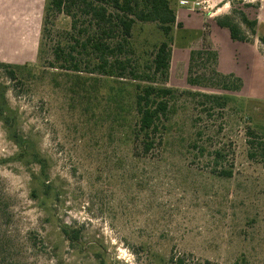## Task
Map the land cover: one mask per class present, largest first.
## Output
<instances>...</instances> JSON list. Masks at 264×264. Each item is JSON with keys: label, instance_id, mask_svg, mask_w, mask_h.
<instances>
[{"label": "rangeland", "instance_id": "rangeland-1", "mask_svg": "<svg viewBox=\"0 0 264 264\" xmlns=\"http://www.w3.org/2000/svg\"><path fill=\"white\" fill-rule=\"evenodd\" d=\"M19 1H4L9 22H28L39 43L25 54H5L13 61L6 64L27 68L16 70L14 80L11 69L0 68V87L16 128L44 167L21 155L0 122V264H264V167L249 157L248 146L249 131L264 139V0H199L194 6L206 20L197 50L206 44L218 52L209 30L218 17L229 16L249 38L247 46L218 39L223 69L243 88L192 87L188 66L181 64L172 78L170 71L168 87L229 101L210 110L203 98L180 97L161 144L148 152L133 143L120 119L129 123L132 116L119 107L130 90L125 81L97 84L86 69L49 65L50 44H73L71 35L89 19L73 29L67 15L53 16L52 43L46 40L41 54L47 0ZM171 1L176 10L179 0ZM242 15L256 22L254 32ZM135 37L147 47L163 40L153 24H138ZM229 171V177L222 173ZM63 228L77 233L74 243Z\"/></svg>", "mask_w": 264, "mask_h": 264}, {"label": "trees", "instance_id": "trees-1", "mask_svg": "<svg viewBox=\"0 0 264 264\" xmlns=\"http://www.w3.org/2000/svg\"><path fill=\"white\" fill-rule=\"evenodd\" d=\"M57 14L70 17L73 20V29L79 19H89L85 28L80 29L77 35H71L73 44L67 43L68 45L63 46L60 42L52 43L48 25L50 19ZM241 20L250 25L254 32L256 22H249L245 15L241 16ZM216 23L229 31L233 41L250 42L240 26L229 16L218 17ZM138 24L155 25L163 40L148 47L146 41L137 42L135 31ZM176 26L182 27L177 24V13L171 0H47L39 52H47L45 48L49 45L46 41L48 40L52 43L53 61L49 62L51 68L73 70L76 73L86 69L89 75H94V82L97 84L105 79L118 83L125 81L124 85L130 87L127 97L124 96L129 105L124 103L122 96L119 107L120 111L128 110V114L131 110L132 116L129 123L125 116L120 119L130 127L133 143L141 145L148 152L156 143L161 144L175 111L174 105L180 97L203 98L204 104L211 106L210 110L214 107L225 108L229 101L228 96L179 91L168 87ZM218 61V52L206 44L201 49L191 51L188 85L241 92V79L233 74L220 73ZM0 68L11 69L9 77L14 80L16 70L27 68V65L0 61ZM96 88L90 87L93 90ZM0 122L5 126L10 140L21 150V155L43 169L44 160L41 155L37 151L30 152V142L16 128L17 116L9 107L5 90L1 87ZM248 135L249 157L260 161L264 167V139H253V131H249ZM216 155L223 157L221 152H216ZM222 173L227 177L232 175L230 171ZM63 232L70 242L76 241V232L69 228H63ZM177 264H181V261Z\"/></svg>", "mask_w": 264, "mask_h": 264}, {"label": "crops", "instance_id": "crops-1", "mask_svg": "<svg viewBox=\"0 0 264 264\" xmlns=\"http://www.w3.org/2000/svg\"><path fill=\"white\" fill-rule=\"evenodd\" d=\"M5 0H0V59L3 63H10L11 56L5 54H11L14 51H19L20 53L30 52L31 47L39 43V35L35 31L28 32L30 25L28 22L25 24L19 21L8 19V10L4 4ZM21 2V0L19 1ZM199 2V0H179V4L176 8L177 13V24H181L182 27L175 28L178 31L175 41L180 44V48L175 50L174 43L172 45V59H171V78L174 71L182 64L189 66L190 54L192 50H197L199 40L201 41L202 35L205 31V17L202 16V13H196L194 11V6ZM16 13L21 15V11H16ZM22 18V19H21ZM29 18V17H28ZM27 18V20H28ZM19 20H24V15L18 17ZM210 33L212 35V42L218 50L219 61H218V70L220 73L228 75L229 72L223 69V55L220 50V42L218 41L219 37L223 38L228 45L235 46V43L230 36L229 31L226 28L220 27L215 21L210 23L209 26ZM188 31H192L193 34H196L194 38L188 39L185 34ZM179 39V42H178ZM176 43V44H177ZM243 46L249 45L247 42H240ZM252 52L255 53V50L250 46ZM17 51V52H18ZM19 54V53H18ZM17 59L15 56H12V59ZM15 61V60H14ZM14 65H19L14 62ZM188 63V65H187Z\"/></svg>", "mask_w": 264, "mask_h": 264}]
</instances>
